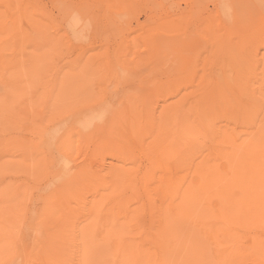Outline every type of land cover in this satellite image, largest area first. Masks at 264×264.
<instances>
[{"label": "rangeland", "instance_id": "rangeland-1", "mask_svg": "<svg viewBox=\"0 0 264 264\" xmlns=\"http://www.w3.org/2000/svg\"><path fill=\"white\" fill-rule=\"evenodd\" d=\"M262 108L264 0H0V264H142L141 252L152 258L162 232L168 235L165 210L176 223L168 207L189 181L211 168L228 174L232 160L254 155L264 136L254 138L259 128L250 124L264 123ZM241 113L257 118L243 122ZM114 145H125V156ZM166 167L185 177L174 190L163 180ZM218 201L205 206L215 210ZM62 217L68 231L59 229ZM115 225L124 231L116 235ZM212 225L199 241L203 264H264V215L235 210ZM176 252L169 264H196Z\"/></svg>", "mask_w": 264, "mask_h": 264}, {"label": "bare ground", "instance_id": "bare-ground-1", "mask_svg": "<svg viewBox=\"0 0 264 264\" xmlns=\"http://www.w3.org/2000/svg\"><path fill=\"white\" fill-rule=\"evenodd\" d=\"M244 96V95H243ZM249 96V95H248ZM242 97V96H241ZM238 98V97H237ZM245 98V97H244ZM254 99V98H253ZM236 101V100H235ZM234 101V102H235ZM251 101V100H250ZM246 102V101H245ZM254 101H252V102H250V103H253ZM238 103L240 104L241 102H240V99H238ZM249 102H248V104H250ZM246 104V103H245ZM254 104V105H253ZM252 104V107H250V108H253V110L254 109H256L257 110V107L259 108L260 106L258 105L257 107L255 106V104H257V102L256 103H253ZM235 103H234V107H235ZM262 105V104H261ZM237 106V105H236ZM246 106V105H245ZM248 106V105H247ZM250 106H251V104H250ZM253 106H255V107H253ZM263 106V105H262ZM236 108V107H235ZM248 108H249V106H248ZM249 108V109H250ZM238 109V108H237ZM244 109V108H243ZM247 108H245L244 110H246ZM263 109V112H264V108H262ZM252 110V113H254L253 114V116L255 117L257 114H258V112H260L261 110L260 109H258L257 111H256V113H255V111H253ZM260 110V111H259ZM239 111V110H238ZM247 111V110H246ZM250 111V110H249ZM248 111V112H249ZM235 112V111H234ZM229 113V112H228ZM236 113V112H235ZM243 113V112H242ZM241 113V114H242ZM232 114H233V112H232ZM237 114H238V112H237ZM256 114V115H255ZM264 114V113H263ZM231 115V114H230ZM234 115V114H233ZM232 115V116H233ZM239 115V114H238ZM238 115H235L236 117L235 118H237V116ZM242 117H243V119L245 118V119H251V116L252 115H248L249 117H246V115H245V117H244V115L242 114L241 115ZM240 116V117H241ZM252 116V117H253ZM258 116H263L262 114H260V115H258ZM178 117V116H177ZM176 117V118H177ZM231 117V116H230ZM252 118V119H256V118ZM261 118H263V117H261ZM173 119H175V118H173ZM179 119V118H178ZM184 119H186V118H184ZM242 119V120H243ZM243 120V122H245L246 120ZM258 119H259V117H258ZM264 119V118H263ZM176 120V119H175ZM240 120V119H239ZM241 120V121H242ZM262 120V119H261ZM260 119L258 120V121H261ZM248 121V120H247ZM250 122H252V121H254V120H249ZM248 121V122H249ZM185 122V121H184ZM242 122V123H243ZM250 122L248 123V124H250ZM262 122H264V120H262ZM178 122H176V124H177ZM254 123L255 124H257L256 123V121H254ZM247 124V125H248ZM252 124H253V122H252ZM252 124H250L251 125V127L253 128V129H258L257 130V133H255V134H253V137L254 138H257L256 137V135L257 134H259L260 136L259 137H263L264 136V123L261 125L260 123H258V127L256 126V125H252ZM246 125V126H247ZM259 125H261L260 127H259ZM176 127H177V125H175ZM249 126V125H248ZM254 127H256V128H254ZM175 128V127H174ZM251 128V130L253 131V129ZM176 129V128H175ZM186 129V128H185ZM174 130V129H173ZM177 130V129H176ZM176 130H174V133H175V131ZM250 130V131H251ZM126 132V131H125ZM124 132V133H125ZM173 132V131H172ZM184 132V131H183ZM185 132H186V130H185ZM189 132V131H188ZM248 132V131H247ZM127 133V132H126ZM125 133V134H126ZM219 133V132H218ZM249 133V132H248ZM247 133V134H248ZM253 133V132H252ZM186 134H188L187 132H186ZM250 134V133H249ZM128 135V134H127ZM126 135V136H127ZM179 135V134H178ZM220 135V134H219ZM219 135L217 136V137H219ZM215 136V137H216ZM251 136V135H250ZM124 137V136H123ZM122 137V138H123ZM175 138H176V136H174ZM186 137V136H185ZM228 137V136H227ZM246 137V136H245ZM171 138V133H170V137H169V139ZM191 138V137H190ZM126 139V138H125ZM124 139V140H125ZM174 139V138H173ZM180 139V138H179ZM178 139V140H179ZM242 139H244V138H241V140ZM172 140V139H171ZM175 140V142H176V139H174ZM181 141H183V138H181L180 139ZM198 140V139H197ZM245 141H247L248 140V138H247V140H246V138L244 139ZM249 140H251V139H249ZM248 140V141H249ZM127 141V140H126ZM185 141H186V139H185ZM188 141H190V140H188ZM245 141H244V145H245ZM171 143H172V141H170ZM184 142V141H183ZM192 141H190V143H191ZM250 142V141H249ZM251 142H255V140L254 141H251ZM258 142H260V141H258ZM171 143H168L166 146L168 147V146H170L171 145ZM177 143V145L179 144L178 143V141L176 142ZM181 143V142H180ZM189 143V144H190ZM193 143V142H192ZM215 143V142H214ZM213 143V144H214ZM174 144V143H173ZM189 144H187V142H186V144L185 145H187V146H189ZM194 144V143H193ZM193 144L191 145V146H193ZM249 144H252V143H249ZM248 144V146H249V148H251L254 144H252L251 145V147H250V145ZM117 145V144H116ZM176 145V144H175ZM184 145V144H183ZM183 145H181V146H183ZM184 145V146H185ZM216 145V146H215ZM226 145V144H225ZM244 145H242L241 147H243ZM255 145H257V144H255ZM255 145H254V148H255ZM115 146V145H114ZM119 145H117V147H118ZM123 147L125 146V145H122ZM173 146V145H172ZM194 146H197L196 144L194 145ZM208 146V145H207ZM214 146L217 148V146H218V144H214ZM213 145L211 146V148H213V150H216L215 149V147H214ZM228 146H230V145H228ZM116 147V146H115ZM114 147V148H115ZM116 147V148H117ZM121 147V146H120ZM123 147H121V149H124ZM126 147V146H125ZM174 147L175 146H173V149H174ZM177 147V146H176ZM198 147V146H197ZM113 148V147H112ZM113 148V149H114ZM115 148V149H116ZM170 148V147H169ZM191 148V147H190ZM209 148V147H208ZM253 148V149H254ZM256 152H254L253 154V156H251V157H249V159H240L239 158V160H232V162H231V164H230V166H231V170L229 171L228 169V171H229V173L228 174H223V173H220L219 171H217V170H215V169H213V168H211V171L209 172V173H207V174H204V175H202V177L200 178V180L196 183V184H193V182H191V181H189L188 183H187V185L185 186V189H184V192L178 197V199L176 200V203H172V204H170L171 205V207H168V209L170 208V211H172V213L177 217V221H176V223H172L171 221H170V218H171V216H170V213L167 211V212H165L164 211V215H163V217H162V219H163V226H162V228L168 233V235L166 234V233H164L163 234V232H162V237H161V240H158V242H157V245H156V251H154V254H153V256H152V258H149V257H151L150 255H149V257L147 256V254L146 253H144L145 251H143V253L141 252V260H142V264H169V262L172 260V259H179V258H176L175 256H177L175 253H177L176 251H178L179 250V252L180 251H186V256L184 257V262H189V261H191L192 260V257L195 259V261H196V264H203L204 263V252H203V245H202V242H199V241H201V238H202V236H203V234H204V231L207 233V234H209L210 233V230H211V228H213V226L214 225H212V224H216V222L219 224V221H220V219L222 218V217H224L227 213H230V212H233V211H235V210H246V211H250V212H256V214H262V215H264V140H263V142H262V144H259V145H257L256 146ZM118 149V151H119V149L120 148H117ZM121 149H120V151H121ZM126 149H127V147H126ZM210 149V148H209ZM252 149V148H251ZM186 150H188V148L186 149ZM192 150V149H191ZM244 150V149H243ZM248 150V149H247ZM116 151V150H115ZM174 151V150H173ZM190 151V149L188 150V152ZM198 151H199V149H198ZM122 153L124 152L125 153V151H121ZM200 152V151H199ZM205 151H203V153H204ZM207 152V151H206ZM124 153L122 154V156L124 155ZM173 153V152H172ZM174 153H176V152H174ZM191 154L192 153H194V151H191L190 152ZM190 153H187V155L188 154H190ZM210 153H211V149H210ZM209 152L208 153H204V155L206 154V155H209L210 154ZM213 153V152H212ZM215 153V152H214ZM216 154V153H215ZM232 154L233 153H230V155L232 156ZM242 153H240V152H238L236 155L237 156H240ZM172 155V154H171ZM175 155V154H174ZM179 155V154H178ZM184 155H186L185 153H183L182 154V157L184 156ZM187 155H186V157H187ZM200 155H202V154H200ZM125 156V155H124ZM190 156V155H189ZM198 156V155H197ZM210 156V155H209ZM215 156V155H214ZM217 156V155H216ZM215 156V157H216ZM154 157H156V156H153V160H154ZM157 157H158V155H157ZM156 157V158H157ZM165 157V156H164ZM185 157V156H184ZM184 158V159H189L188 157L187 158ZM203 158V155L202 156H199V157H197V159H198V161H200V158ZM205 157V156H204ZM218 157V156H217ZM228 157V156H227ZM121 158H124V157H121ZM156 158H155V160H156ZM180 158H181V156H180ZM232 158V157H231ZM177 159H178V157H177ZM153 160H152V162H153ZM179 160V159H178ZM202 160V159H201ZM164 162H165V160H163ZM182 161V160H181ZM180 161V162H181ZM196 160H195V158H194V162H195ZM198 161H196L197 163H198ZM224 161H226V160H224ZM192 162H193V160H192ZM194 162H193V165H196V164H194ZM210 162V161H209ZM227 162H229V161H226V163ZM155 163H156V161H155ZM187 163H190V162H187ZM225 163V164H226ZM158 164V163H157ZM168 164V163H167ZM172 163H170V165H171ZM153 165H154V162H153ZM160 165V164H159ZM166 165V164H165ZM173 165V164H172ZM191 165H192V163L190 164V168H191ZM198 165V164H197ZM62 166H63V164H62ZM220 166V165H219ZM227 166V165H226ZM228 166H229V164H228ZM61 167V166H60ZM64 167V166H63ZM163 167V166H162ZM194 166H192V168H193ZM196 167V166H195ZM65 168V167H64ZM67 168V167H66ZM65 168V169H66ZM155 168V167H154ZM153 168V169H154ZM172 168V167H171ZM190 168H189V165H188V167H187V169H189V171H190ZM197 168V167H196ZM196 168H195V170H196ZM166 169H167V167H166ZM165 169V175H169L170 177H167V179H163L164 180V182L165 181H167V184H170V187L169 186H167L168 188H171L172 187V189L174 190V189H176V187L178 186V179L179 180H182L183 179V183H184V180H185V177H178V176H174V174H173V171H172V174H171V172L169 171V169H167L166 170ZM173 169V168H172ZM199 169V168H198ZM197 169V171H199L200 172V170L201 169H199L198 170ZM181 170V169H180ZM185 170V173H186V169H184ZM62 171H64V170H62ZM66 171V170H65ZM183 171V170H182ZM222 171V170H221ZM191 172H193V170L191 171ZM196 172V171H195ZM183 173V172H182ZM181 172L180 173H178V174H182ZM86 175H89L88 173H85ZM84 174V175H85ZM123 174H125V173H123ZM184 174V173H183ZM190 174V173H189ZM194 174V173H193ZM76 175V174H75ZM75 175H73V176H75ZM86 175H85V177H84V179H85V182H89L90 180V182H93L95 179H94V177L92 178V179H88V177L90 176H88L87 177V179H86ZM118 176V175H117ZM120 176V175H119ZM118 176V177H119ZM180 176V175H179ZM195 176V175H194ZM193 175H192V177H194ZM199 176V175H198ZM197 176V177H198ZM125 177V176H124ZM190 177H191V175H190ZM200 177V176H199ZM68 178V177H67ZM76 178V177H75ZM117 178V177H116ZM119 178H121V177H119ZM163 178H164V176H163ZM182 178V179H181ZM187 178V177H186ZM196 178V177H195ZM94 179V180H93ZM118 179V178H117ZM83 180V179H82ZM87 180V181H86ZM163 180H161L160 182H159V184H161L162 183V181ZM195 180V179H194ZM73 181V180H72ZM75 181V180H74ZM187 181V180H186ZM185 181V182H186ZM118 182H119V179H118ZM163 182V183H164ZM195 182V181H194ZM180 183H182V181H180ZM76 184V183H75ZM166 184V183H165ZM166 184V185H167ZM162 185V184H161ZM166 185H165V187H166ZM184 185V184H183ZM76 186V185H75ZM163 186V185H162ZM173 186H175L174 188H173ZM14 187V186H13ZM17 187H19V186H17ZM16 187V188H17ZM73 187V186H72ZM159 187V186H158ZM180 187H181V184H180ZM21 188V187H20ZM19 188V189H20ZM73 188H75V187H73ZM106 188H107V186H106ZM109 188H112V186L111 187H109ZM167 188V189H168ZM14 188H12V191H15V190H13ZM66 189H67V186H66ZM112 189H114V188H112ZM164 189V188H163ZM167 189L165 190V191H167ZM181 189V188H180ZM122 190V189H121ZM24 190L22 189V192H23ZM70 191V190H69ZM69 191H67L66 190V193L67 192H69ZM97 191V190H96ZM111 191V190H110ZM110 191H107V195H110V194H113V193H115L114 192V190L113 191H111L112 193H109ZM183 191V190H182ZM181 191V192H182ZM71 192H72V190H71ZM71 192L69 193L70 194V196H71ZM99 192V191H98ZM117 192V191H116ZM169 193H172V191L170 190V191H168ZM104 193V192H103ZM120 193V192H119ZM174 193V192H173ZM21 194V193H20ZM18 195L19 197H23V195L21 196V195ZM24 194H25V191H24ZM29 194H30V192H29ZM61 194V193H60ZM97 194H99V193H97ZM117 194V193H116ZM159 194H161V193H159ZM28 195V194H27ZM65 195V194H64ZM102 195V194H101ZM104 195V194H103ZM105 195H106V193H105ZM103 196L104 198L106 197L107 198V196ZM162 195V194H161ZM161 195H159L160 197H163V195L161 196ZM115 196V195H114ZM165 196V195H164ZM217 197V199H219V201H220V206L218 207V208H216L215 210H217V211H215V210H211L210 208V206L208 205V207L209 208H207L206 206H205V202H209V200L211 199V197ZM56 197V196H55ZM69 197V196H68ZM66 198V197H65ZM22 199V198H21ZM69 199V198H68ZM67 198H66V200H68ZM103 199V198H102ZM112 199V198H111ZM153 199V198H152ZM55 200V199H54ZM59 201H61V200H59ZM218 201V202H219ZM14 200H13V204H14ZM19 202H20V200H19ZM66 202V201H65ZM65 202H63V203H65ZM68 202H69V200H68ZM71 202V201H70ZM116 202H119V201H116ZM212 202H213V200H212ZM21 203V202H20ZM56 203H57V201H56ZM77 203V202H76ZM102 203H104V202H102ZM170 203V202H169ZM12 204V205H13ZM70 204V203H69ZM69 204H67L66 203V205H69ZM168 204V203H167ZM218 204V205H219ZM17 205H19V203H17ZM52 205V204H51ZM59 205V204H58ZM71 205V204H70ZM73 205H75V203L74 204H72L71 206L73 207ZM77 205V204H76ZM102 205V204H101ZM143 205V204H142ZM169 205V204H168ZM62 206H64V204L62 205ZM59 207V210H60V208H61V210H63L64 211V209H63V207ZM79 206V205H78ZM122 206H124V205H122ZM23 207V206H22ZM50 207V206H49ZM48 207V208H49ZM52 207H54V206H52ZM51 207V208H52ZM83 207V206H82ZM114 207V206H113ZM148 207V206H147ZM14 208V207H13ZM16 208V207H15ZM19 208H20V206H19ZM56 208V207H55ZM55 208H53V209H51V211L52 210H54ZM69 207H67V209H68ZM77 208V207H76ZM79 208V210H80V208H81V205H80V207H78ZM78 208H77V210H78ZM146 208V207H145ZM201 209L202 211L200 212L199 210H197V209ZM69 209H72V208H69ZM75 209V208H74ZM86 209V208H85ZM103 209V208H102ZM126 209V208H125ZM128 209V208H127ZM126 209V210H127ZM60 210V211H61ZM87 211H89L88 209H86ZM109 210V209H108ZM159 210V209H158ZM16 211V210H15ZM57 211H58V209H57ZM96 211V210H95ZM99 212H100V210H98ZM141 211V210H140ZM146 211V210H145ZM162 211V210H161ZM25 212V211H24ZM65 212H68L67 210L65 211ZM72 212V211H71ZM71 212H70V214H71ZM74 212V211H73ZM80 212V211H79ZM79 212H76V213H74V214H77V213H79ZM81 212H82V210H81ZM80 212V213H81ZM84 212V211H83ZM121 212V211H120ZM127 212H129V211H127ZM126 212V213H127ZM159 212V211H158ZM158 212H156L157 214H154V215H158ZM17 213H18V210H17ZM47 213H49V211L47 212ZM64 213V212H63ZM79 213V214H80ZM89 213V212H88ZM98 213V212H97ZM122 213V212H121ZM124 214H125V211L123 212ZM122 213V214H123ZM153 213V212H152ZM160 213V212H159ZM11 214H13V213H10V215ZM52 214V213H51ZM58 214V213H57ZM86 214H87V212H86ZM85 213H84V216L86 215ZM90 215H92V213L90 212L89 213ZM100 214V213H99ZM98 214V215H99ZM102 214H104V213H102ZM101 214V215H102ZM120 214V213H119ZM145 214V213H144ZM149 214V213H148ZM161 214V213H160ZM21 215V214H20ZM29 215V214H28ZM60 215V214H59ZM63 215V214H62ZM72 215V214H71ZM70 215V216H71ZM89 215V216H90ZM109 216H111L110 214H108ZM140 215H141V213H140ZM153 215V214H152ZM46 216V215H45ZM51 217L53 216V214L52 215H50ZM49 216V217H50ZM57 216V215H56ZM73 216H75V215H73ZM80 216V215H79ZM83 216V215H82ZM160 216H162V215H160ZM51 217H50V219H51ZM53 217H55V216H53ZM52 217V218H53ZM59 217V216H58ZM65 217H67V215L66 216H64V222L66 223V222H68L66 219H65ZM69 217V216H68ZM77 217V216H76ZM75 217V218H76ZM100 217V216H99ZM119 217H120V215H119ZM158 217V216H157ZM11 218V217H10ZM18 218V217H17ZM16 218V219H17ZM44 218V217H43ZM42 218V219H43ZM78 218V217H77ZM87 218V217H86ZM101 218V217H100ZM121 218V217H120ZM16 219H15V221H16ZM19 219V221H20V218H18ZM44 219H47V218H44ZM49 218L47 219V222L50 220ZM67 219H69V218H67ZM71 219V218H70ZM69 219V220H70ZM72 219H73V217H72ZM80 220H81V218H79ZM92 219V218H91ZM95 219V218H94ZM99 219V218H98ZM97 219V220H98ZM153 219V218H152ZM159 219V218H158ZM11 220V219H10ZM58 220V219H57ZM77 220V219H76ZM96 220V221H97ZM119 221H120V219H118ZM157 220V218L155 219V221ZM11 221H13V220H11ZM18 221V220H17ZM16 221V222H17ZM39 222H42L41 220H38ZM46 221V220H45ZM51 221V220H50ZM62 223L60 224L61 225V227H60V225H59V229H61V228H64V231H68V230H66V229H68V228H66L65 229V227H67L68 225H64L63 224V217H62ZM73 221V220H72ZM82 221H83V219H82ZM92 221H93V219H92ZM111 221V220H110ZM110 221H109V223H110ZM118 221V222H119ZM52 222H53V220H52ZM58 222V221H57ZM57 222H55V224L57 223ZM80 222V221H79ZM94 222L95 221H93V223H91V224H94ZM112 222H113V220H112ZM111 222V223H112ZM122 222V224L124 223V224H126V222H123V221H121ZM136 222H138V221H136ZM162 222V221H161ZM161 222L159 223V222H157V223H159V225L158 226H160V224H161ZM13 223V222H12ZM69 223H71V222H69ZM109 223H108V225H109ZM129 223V222H128ZM18 224V223H17ZM62 224H63V227H62ZM72 224V223H71ZM83 224V223H82ZM95 224H99V223H95ZM101 224H102V222H101ZM113 224V223H112ZM115 224V223H114ZM121 224V225H122ZM123 224V225H124ZM14 225H16V223L14 222V224H13V226ZM52 225V224H51ZM57 225V224H56ZM55 225V226H56ZM74 225V224H73ZM72 225V226H73ZM81 225V224H80ZM111 225V224H110ZM17 226V225H16ZM49 226V225H48ZM82 226V225H81ZM112 226V225H111ZM110 226V227H111ZM115 226H117V225H115ZM126 226H127V224H126ZM138 226V225H137ZM155 226H156V224H155ZM217 226V225H216ZM18 227V226H17ZM37 227L39 228V226L37 225ZM36 227V228H37ZM46 227V226H45ZM51 227V226H50ZM52 227H53V225H52ZM69 227H71V226H69ZM77 227V226H76ZM75 227V228H76ZM88 227V226H87ZM90 227V226H89ZM93 227V226H92ZM98 227V226H97ZM107 227V226H106ZM121 227H123V226H121ZM15 229H16V227H14ZM13 228V230H15ZM47 228V227H46ZM84 228V227H83ZM115 228V227H114ZM113 228V229H114ZM117 228V229H116ZM115 229V234H116V231H118L119 229V227L117 226ZM123 228H125V227H123ZM21 228H19V230H20ZM48 229V228H47ZM47 229H43V230H47ZM58 229V228H57ZM78 229V228H77ZM82 229V228H81ZM86 229V228H85ZM11 230V229H10ZM24 230V229H23ZM71 229H69V231H70ZM76 230V229H75ZM121 230V229H120ZM119 230V231H120ZM158 230V229H157ZM21 231V230H20ZM35 231H36V229H35ZM63 231V230H62ZM77 231V230H76ZM75 231V232H76ZM93 231V230H92ZM121 231H124L123 229L121 230ZM15 232H16V230H15ZM71 232V231H70ZM107 232V231H106ZM158 232V231H157ZM11 234H13L14 233V231L13 232H10ZM17 234L19 233V232H16ZM15 233V234H16ZM53 232H51V234H52ZM69 233V232H68ZM66 234V233H64L65 234V236L67 235H69V234ZM78 233V232H77ZM76 233V234H77ZM85 233V232H84ZM88 233H90V232H88ZM87 233V234H88ZM94 233H96V232H94ZM118 233V232H117ZM156 233V232H155ZM34 234V233H33ZM63 235V233H60V234H57L59 237L58 238H60V236H62ZM36 235V234H35ZM56 235V236H57ZM84 235L85 234H82V238H84ZM93 235V234H92ZM92 235H88L87 237L88 238H90L89 236H91V237H93ZM107 235V234H106ZM117 235V234H116ZM15 236V235H14ZM17 236V235H16ZM29 236V235H28ZM27 236V237H28ZM38 236V235H37ZM49 236H50V234H49ZM55 236V237H56ZM66 236V237H67ZM70 236V235H69ZM68 236V237H69ZM73 236V235H72ZM107 236H109V234L107 235ZM119 236V235H118ZM27 237H26V239H27ZM31 237V236H30ZM34 237V236H33ZM43 237V236H42ZM45 237V236H44ZM75 237H78V235L77 236H75ZM75 237H73L74 239H72V238H69V239H72V241L74 240L75 241ZM122 236L120 235L118 238H121ZM109 238V240H110V237H108ZM108 238H107V241L108 242H110L109 240H108ZM163 238V239H162ZM10 240L11 239H13V238H9ZM31 239H33L32 237H31ZM38 239V238H37ZM42 239V238H41ZM44 239V238H43ZM49 239V238H48ZM48 239H46L45 238V240H48ZM56 239V241H57V243L59 242L58 240H62L63 241V239L61 238V239H58L57 240V238H55ZM54 239V240H55ZM64 239H66V238H64ZM68 239V238H67ZM66 239V240H67ZM67 240L68 241V243H71V241L70 240ZM77 239H80V238H77ZM76 239V240H77ZM17 240V239H16ZM30 240V239H29ZM35 240H36V238H35ZM53 239H52V243L51 244H53L54 241ZM66 240H65V243H66ZM96 239H94L93 241H95ZM122 240V239H121ZM121 240H119V241H121ZM154 240V239H153ZM156 240V239H155ZM12 241V240H11ZM34 241V240H33ZM36 241H39V240H36ZM41 241H43V240H41ZM73 241V242H74ZM77 241H79V240H77ZM76 241V242H77ZM83 241H85V239L83 240ZM29 242H31V241H29ZM87 242H89V241H87ZM86 242V243H87ZM91 242H92V239H91ZM108 242H106V243H108ZM38 243V242H37ZM48 243H50V241L48 242ZM61 243V242H60ZM85 243V242H84ZM92 243H95V242H92ZM91 243V244H92ZM104 243H105V241H104ZM121 243V242H120ZM134 243V242H133ZM30 244V243H29ZM56 244V243H55ZM59 244V243H58ZM73 244V243H72ZM71 244V246L73 247V246H75V245H72ZM98 245H99V241H98V243H97ZM128 244V243H127ZM130 244V247H131V243H129ZM128 244V245H129ZM135 244V243H134ZM134 244H133V246H134ZM141 244V243H140ZM139 244V245H140ZM142 244H145V243H142ZM40 246V243H38L37 244V246ZM63 245H64V243H63ZM63 245H62V247H63ZM79 245V244H78ZM96 245V244H95ZM108 245H109V243H108ZM121 245H123V244H121ZM28 246V245H27ZM36 246V247H37ZM39 246H38V248H39ZM41 246H42V244H41ZM45 246V245H44ZM44 246H43V248H44ZM52 247V245H49V247ZM91 246V245H90ZM110 246V245H109ZM119 246H120V244H119ZM132 246V247H133ZM136 246H138V244L136 245ZM147 246V245H146ZM31 247H33L34 248V245H33V243H32V246ZM47 247L48 246H46L45 248L47 249ZM66 247V246H65ZM77 248H78V246H76ZM86 247H88V246H86ZM99 248H100V246H98ZM102 247V246H101ZM111 247V246H110ZM122 247V246H121ZM139 247V246H138ZM152 247V246H151ZM154 247V246H153ZM33 248H31V251H32V249ZM43 248L41 249V248H39L41 251H43ZM59 248V247H58ZM61 248V247H60ZM68 248V247H67ZM75 248V247H74ZM90 248V247H89ZM88 248V249H89ZM103 248H105V247H103ZM109 248V247H108ZM123 248V247H122ZM125 248V247H124ZM145 248V247H144ZM37 249V248H36ZM35 249V251H37ZM45 249V251H47ZM51 248H49V250H50ZM53 250H54V248H52ZM50 250L51 252L53 251V250ZM64 249V248H63ZM95 249V248H94ZM102 248H100L99 250H101ZM107 248H105V250H106ZM110 249V248H109ZM120 249V248H119ZM119 249H118V251H119ZM137 249V248H136ZM56 250H58V249H56ZM78 250V249H77ZM104 249H102V251H103ZM104 250V251H105ZM111 250V249H110ZM124 250H128V249H124ZM150 250V249H149ZM154 250V249H153ZM172 250H173V252H172ZM31 251H30V253L29 254H31ZM34 251V253L33 254H35V256L37 257V255H39L37 252H35ZM39 251V250H38ZM41 251H40V253H41ZM75 251L76 252V250H71V251H65L63 254H65V253H67L68 252V254H67V256H69V254H70V258H76L77 256H79V251H78V254L77 253H75L77 256H75V257H73L72 255H75V254H73V252ZM94 251V250H93ZM96 251V250H95ZM94 251V252H95ZM117 251V252H118ZM134 251V250H133ZM148 251V250H147ZM51 252H49V251H47V256H49L48 258H50V257H52L51 255H49V253L51 254ZM58 252H60V250H58ZM70 252H72V255H71V253ZM85 252V251H84ZM116 252V251H115ZM152 252V251H151ZM112 253V252H111ZM126 253V252H125ZM124 253V254H125ZM153 253V252H152ZM42 254V253H41ZM59 254H61V252L59 253ZM63 254H61L62 255V257L64 258V256H63ZM113 254V253H112ZM138 254V253H137ZM149 254V253H148ZM151 254V253H150ZM52 255H53V253H52ZM133 255V254H132ZM46 255H45V257H47ZM54 257H52V260L53 259H56V258H58V257H56L57 255H53ZM56 257V258H55ZM83 257V256H82ZM134 257H135V255H134ZM35 258V257H34ZM48 258H47V260H48ZM63 258H62V260H63ZM78 258V257H77ZM121 258H123V257H121ZM38 259V258H37ZM39 259H41V260H43L40 256H39ZM51 259V258H50ZM49 259V261H52V260H50ZM59 259V258H58ZM57 259V260H58ZM83 259V258H82ZM183 259V258H182ZM54 261V260H53ZM59 261V264H60V259L58 260ZM58 261L57 262H55L54 261V263H58ZM64 261V260H63ZM123 261H125V258L123 259ZM129 263V261H126V262H123V263ZM49 264H51V263H49ZM53 264V263H52Z\"/></svg>", "mask_w": 264, "mask_h": 264}]
</instances>
